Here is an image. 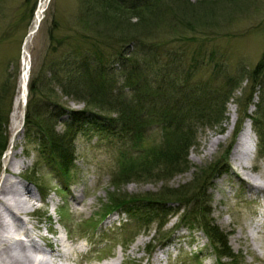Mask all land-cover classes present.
I'll list each match as a JSON object with an SVG mask.
<instances>
[{
	"label": "rangeland",
	"instance_id": "obj_1",
	"mask_svg": "<svg viewBox=\"0 0 264 264\" xmlns=\"http://www.w3.org/2000/svg\"><path fill=\"white\" fill-rule=\"evenodd\" d=\"M178 1L180 4L175 5L174 3H179ZM178 1L170 4L166 10L169 13H166L155 35L159 37L158 41L166 43L165 49L175 48L176 60L179 58V49L184 52V56L179 70L173 65H165L167 68L162 73L176 79L174 82L184 86L186 93L191 88L197 91L203 86L204 91L210 95L212 90H217L219 94H226L229 91L230 98L222 107L223 114L220 119L211 123L202 122L199 127L193 124L192 144L187 149L189 142L184 152L185 166L171 171L168 175H162L159 173L162 167L160 163H153L157 167L156 174L149 176L132 174L125 180L124 178L128 176L125 169L131 161L143 158L145 148H157L162 145L160 125L144 129L143 140L136 148L123 147L117 139L106 135L101 139L93 136L77 137L74 142L77 161L68 178L44 162L33 145H28L24 141L22 128L26 106L22 108L23 118L18 133L14 134L12 131L11 115L19 86L23 50L29 59V81L33 68L36 67V63L37 65L40 63L48 48V32L53 20L59 27L54 34L58 37L64 36L75 21L80 0H0V84L6 77L8 66L15 67L17 62L20 73L6 127L8 147L0 158V177H8L4 172L7 159L5 157L9 158L14 154L17 161L24 163V167L19 170L20 177L16 181L24 180L36 195L30 203V210L40 206L44 208L43 214L28 217L30 224L36 223L37 218L42 219V229L39 231L42 235L45 234L46 217L52 220V226L57 230L63 231L58 220L71 225L68 229L74 235L90 237V243L86 245L85 240L81 241L83 251L86 249L87 255L100 259V263L116 259H138L144 254L149 257L151 253L165 259V256L159 254L158 251L161 249L158 250V247H161L164 237L170 236L168 242L171 243L166 247L169 252L167 264H225L229 259L219 261L215 256L216 252L209 247L207 236L201 228H191L194 223L180 224L184 214L191 215L194 212H191V204L184 206L183 202H171L178 197L164 198L168 204L164 217L155 211L158 207L146 211L153 220L147 224L145 221L130 220L126 214H117L108 216L98 225L102 217L100 207L109 201L107 198L109 194L126 197L159 195L163 193L164 188L176 190L184 185L196 184L195 178L200 174V170L202 175L208 173L210 167H214L216 161L225 155L228 164L226 170H222L226 173L221 175L219 171L207 188L204 204L209 208V219L228 236L229 249L239 264H264V147L260 150L257 134L253 130L251 138L255 147L247 168H237L231 157L239 137V134L234 135L238 126L240 131L246 123L248 127L252 126V120L243 121L245 117L241 114L252 87L248 79L249 72L264 54V0ZM40 5L44 8L40 23L34 34L27 38L35 12ZM26 40L27 43L24 44ZM167 43L172 45L169 46ZM180 45L182 48H179ZM162 59L166 64V57L163 56ZM262 78L263 85L255 88L246 115L253 116L258 111V115L264 118V76ZM161 79V76L156 77V83ZM189 96L196 99L199 94ZM222 100L221 96L216 97V102ZM64 102L71 109L81 108V105L73 102L66 100ZM214 138L221 140L219 146L211 148L212 151L208 152L207 141ZM234 173L250 176L251 182L260 185L263 191L249 192L245 184L235 179ZM28 178H34L40 189L29 182ZM113 182L117 184L112 185ZM63 185L68 187L65 188V193L60 190V188L63 190ZM195 186H198V183ZM18 189L21 190V187ZM73 190H77L80 196L74 198H81L84 205V212L81 215L75 213L77 211L75 208L80 205L69 199V192ZM180 207L184 209L179 211ZM22 218L27 219L24 216ZM163 223V227L160 228L159 225ZM179 227H183L180 228L181 231ZM31 234L36 242L41 244L38 234L32 230ZM61 236H64V232ZM140 240L143 244L134 251L132 248ZM148 245L150 251H147ZM122 248L123 257H120L119 252ZM75 256L74 261L69 264H87L88 259L84 254Z\"/></svg>",
	"mask_w": 264,
	"mask_h": 264
},
{
	"label": "trees",
	"instance_id": "obj_2",
	"mask_svg": "<svg viewBox=\"0 0 264 264\" xmlns=\"http://www.w3.org/2000/svg\"><path fill=\"white\" fill-rule=\"evenodd\" d=\"M174 1L178 0H80L72 27L59 37L54 34L59 27L53 20L46 53L40 63H36L28 81L23 139L26 144L33 145L44 162L66 178L77 161L74 147L77 137L101 139L106 135L117 139L123 147L136 148L143 140L144 129L160 125L162 145L145 148L143 158L129 163L125 169L128 176L124 179L132 174H156L157 167L153 163H160L159 173L168 175L186 164L184 152L186 145L190 142L188 149L192 144L193 124L199 127L202 122L211 123L221 118L222 107L230 98L229 91L219 94L212 90L210 95L201 86L197 91L191 88L186 93L184 86L174 82L176 79L162 73L167 65L179 70L184 56L179 49L176 60L175 48L165 49L166 43L158 41L155 35ZM178 2L174 4H180ZM5 73L0 84V158L8 147L6 127L17 90L19 64L8 66ZM159 76L162 79L156 83ZM263 76L264 54L249 72L252 87L241 114L245 117L243 121L252 120L260 150L264 147V118L258 111L253 116L245 112L255 88L262 87ZM193 94L199 96L191 98L189 95ZM220 96L223 100L216 102V97ZM64 100L81 105V108L71 109ZM227 161L224 155L208 173L202 175L200 170L195 178L198 186L193 183L176 190L164 188L159 195L141 197L109 194V201L100 207L101 220L119 211L126 213L130 220L147 224L152 216L146 211L158 207L155 211L164 217L168 208L164 198L178 197L171 202L191 204V212H194L184 214L180 224L194 223L191 228H201L219 261L227 258L229 262L225 264H239L229 249L228 236L209 219V208L204 204L207 188L219 171L221 175L226 173ZM28 181L40 189L34 178ZM65 188L68 187L63 185ZM183 209L180 207L179 211Z\"/></svg>",
	"mask_w": 264,
	"mask_h": 264
},
{
	"label": "bare ground",
	"instance_id": "obj_3",
	"mask_svg": "<svg viewBox=\"0 0 264 264\" xmlns=\"http://www.w3.org/2000/svg\"><path fill=\"white\" fill-rule=\"evenodd\" d=\"M43 11L44 8L40 5L35 12L33 24L27 38H30L34 34V30L40 23ZM26 43L27 40L25 41V44ZM22 59L24 67L19 77L17 96L14 102V110L11 115L12 131L14 134L18 133L23 118L22 108L25 106L24 100L26 98V88L29 77V59L24 50ZM220 141L219 138L207 141L208 152L218 147ZM254 147L255 144L253 138H251V136L249 137L248 125L246 123L245 127L240 131L237 143L231 153L232 160L237 168H247ZM5 158L7 159L5 160L4 172L8 177H0V264H69L71 261H74L73 256L76 257L75 255L78 256L83 254L88 259L87 264H93L94 262L97 264L168 263V249H161V251H158L161 256H165V259L163 257L160 258L157 254H151L149 257H146L144 254L138 259H116L114 261L100 263V259L89 257L86 249L83 251V243H81V241L85 240L84 242L86 245L90 243V237H83L81 234L74 235L68 229L71 225L61 223L59 220L57 222L63 228V231L57 230L52 226V220H50L49 217L45 218L44 223L45 229L52 232V237L40 234L39 231L42 229L41 223H43L42 219L40 220L37 218V222L31 225L28 218L29 216L32 217L33 212L38 209V207H35L33 210H30V203L36 195L24 180L22 181L20 179L16 181V179L20 177L21 171L19 172V170L24 167V163L17 161V159L14 158V154L9 158L8 156ZM228 169L230 170V168ZM234 177L237 181L245 184V188L248 189L249 192L256 193L263 191L260 185L251 182V177L248 175L241 176L238 173H234ZM19 186L21 190L18 189ZM76 191L77 190H73V192H69V199L80 205L75 208L77 210L75 213L81 215V213L84 212V205L82 204L81 198H74L80 197ZM257 198L258 197L254 199ZM32 205L35 206L34 203H32ZM23 216L27 219L24 220L22 218ZM31 230L38 234V239L41 240L43 244L36 242V239L31 234ZM62 232H64V236H61ZM64 243L67 244L64 245ZM141 244H143L141 240L136 242L132 249L134 251L137 250L138 246ZM123 250L122 248L119 252V256L121 253L120 257H123ZM109 257L108 255V258Z\"/></svg>",
	"mask_w": 264,
	"mask_h": 264
},
{
	"label": "water",
	"instance_id": "obj_4",
	"mask_svg": "<svg viewBox=\"0 0 264 264\" xmlns=\"http://www.w3.org/2000/svg\"><path fill=\"white\" fill-rule=\"evenodd\" d=\"M25 43V42H24ZM26 96H27V91H26ZM25 104H26V99H25V102H24Z\"/></svg>",
	"mask_w": 264,
	"mask_h": 264
}]
</instances>
